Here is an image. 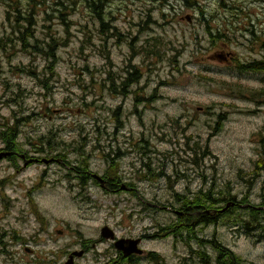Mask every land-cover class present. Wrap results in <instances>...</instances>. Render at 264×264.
I'll return each instance as SVG.
<instances>
[{"label":"rangeland","instance_id":"374dc122","mask_svg":"<svg viewBox=\"0 0 264 264\" xmlns=\"http://www.w3.org/2000/svg\"><path fill=\"white\" fill-rule=\"evenodd\" d=\"M196 1L204 4L205 10H180L179 16L159 30L173 44L161 42V57H151L159 61V66L153 74L148 71L152 83L145 96L155 97L157 93L153 92L158 88L160 97L153 102L134 103L130 97L124 102L105 94L103 104L94 95L95 80L100 76L96 72L102 70L104 76L107 47L113 51L116 70L126 65V38L120 44L116 39L100 42L97 16L91 14L85 0H0V44L9 48L6 53L0 46V119L4 131L17 125L14 143L21 145L18 156L11 158L12 153H6L0 164L3 231L15 229L29 236L62 222L66 230L81 231L88 237H97L108 225L119 237L126 238L143 233L152 224L143 216L140 197L149 205L174 206L173 211H180L174 193L194 195L211 186L216 192L231 187L237 202L246 197L253 206L260 204L264 174L250 182L253 163L264 149V73L244 74L211 60L210 55L231 50L242 61L250 62L263 59L264 51L261 43L246 41L240 31L234 35L225 30L227 34L220 38L210 37L206 23L199 20L226 28L239 7L249 12L254 25L256 20L264 24V0ZM118 5L113 2L111 8L123 19L127 4ZM112 15L108 11L105 18ZM189 15L191 22L187 20ZM16 16L33 17L34 25L17 22ZM22 22L24 29L29 28L24 31L27 45L21 44V35L15 33ZM32 36L57 45L52 52L58 64L53 65L52 73L45 74L52 63L33 49L36 39ZM10 39L18 45L9 47ZM234 88L256 89L259 97H241ZM40 147L43 152L37 153L35 149ZM51 147L56 148L54 153ZM195 150L200 155L198 165L194 163ZM53 159L60 163H45ZM78 161L87 166V174H110L106 177L110 183L123 186L107 192L85 174L87 182L81 185L83 177L79 179L71 169L79 168ZM108 164L117 167L110 172ZM34 187L30 211L40 212L37 220L27 210L28 192ZM149 210L153 224L157 222L164 229L160 231L162 239L145 242L144 248L158 253L157 260L162 264H203L198 257H191L180 236L164 231L172 227L178 232L184 230L176 213ZM196 221L192 217L189 223ZM187 231L192 234L190 228ZM194 235L200 240L216 237L241 258L242 264H264V239L258 237L259 231L248 230L244 222L197 228ZM191 239L194 237H187ZM63 242L45 243L37 251L57 249ZM192 245L203 252L196 240ZM204 251L207 263H216L214 249L206 246ZM11 252L18 264L30 259L18 246ZM9 258L3 256L0 262L12 264Z\"/></svg>","mask_w":264,"mask_h":264},{"label":"flooded vegetation","instance_id":"af4514ba","mask_svg":"<svg viewBox=\"0 0 264 264\" xmlns=\"http://www.w3.org/2000/svg\"><path fill=\"white\" fill-rule=\"evenodd\" d=\"M97 2V26L100 42L108 43L109 40L116 39L117 44H120L122 38H126V43L129 48V52L125 59L126 65L120 70H116V66L112 63L113 51H111V48L106 45L109 49V57H104L106 63V68L104 67V76H101L103 73L102 70L96 72H99L100 75H97L98 80H95L94 85V95L97 101H102L103 104H105V94L117 97L124 102L129 97L133 99L134 103H146L148 100H151V102L157 100L160 97L158 95V88L154 89L153 93H157V95H154L155 97H150V99H148V97L145 96L148 87H150V83H152V76H150V78L147 76L148 71L153 74L157 71V67L159 66V61L151 57H161L154 46L156 45L157 47L161 42H170L169 44H173L171 41H168L166 36L161 34L159 30H162L165 26H167L166 24L170 22L169 19L179 16L178 11L185 8L190 10L198 9V11H201L205 10V5L196 0H106L109 4L103 3V5L99 4L100 0H97ZM113 2L119 4L118 6L124 2L127 4L123 10V19L118 18L120 13H117V10L111 8V3ZM150 6L152 8H149ZM98 11L101 13L100 16H98ZM108 11L113 12V18L110 19L111 16L109 18H105ZM240 12H243L245 17ZM231 18L237 23L229 20L226 24V28H222V26L214 27L206 20L199 21L206 23L207 32L210 37L220 38L221 35H226L227 33L236 35V33L240 31L239 33L246 39V41L252 40L258 43L264 42V24L262 20H256L257 24L254 25L249 12L239 7L235 8V12L234 14H231ZM187 20L189 22L193 20L191 15L187 17ZM243 20L251 22L245 23ZM242 21L244 24L243 26ZM120 27H124L125 30ZM225 30H227V33ZM150 47L152 51L150 50ZM261 48L264 51L263 45H261ZM148 55H150V58H148ZM262 57L263 59H255L250 62H244L235 52L231 50L228 52H216L214 55H210L211 60L233 67L236 71H238L240 66L249 63H263L264 65V54ZM138 59L139 61L137 62ZM251 73L252 72L247 71L244 74ZM115 80L118 81L116 82ZM247 96L248 95H246V97ZM8 124L9 123L6 125ZM3 132V122L0 119V164L4 159L5 153H12L16 156L19 155V153L17 154L15 151L6 150L3 142ZM54 161L60 163L59 160L54 159L51 160L50 163ZM64 166L68 169L66 165ZM71 169L74 171V169L81 168H77V166H75ZM86 172L84 173L86 176L90 175ZM73 176L69 175V177ZM90 176L91 182L93 181L96 185L105 189L107 192L113 191V185H118L119 187L123 186L119 183H110V180L106 178L107 176L105 174H91ZM95 176L98 178H95ZM112 181L114 180L112 179ZM2 182L3 180L0 181L1 200L3 198V195L1 194ZM80 184L83 185L82 181H80ZM140 199L141 202H139L143 203V216H145L146 219H149L152 224L148 228H145L143 233L139 235H130L126 238L119 237L117 232L108 225H105L99 231V235L97 237H88L81 231L66 230L62 222H56L55 227L47 229L46 231L42 230L39 234L34 232L29 236H24L20 235L15 229L10 232L3 231L1 224L2 217H0V258L8 255L10 257L9 259L12 260V264H18L14 259V254L11 252L12 247L18 246L22 248L23 252L30 257L25 264H142V261H146L148 264H162L160 260H157L158 253L147 251L144 248L145 242L162 239L160 231L164 229L163 226L159 225L157 222L153 224L154 218L152 213H149V209L155 212H175L177 217L183 215L184 213L178 210L173 211L174 206H171L173 208H170V206L168 207L158 203H152L149 205L146 201H143L144 198L140 197ZM27 210L29 213L31 212L30 205H28ZM34 217L37 220L36 216ZM181 221L183 222L181 227L186 229L190 228L192 232H194V229L197 231V228H201L199 222H197L199 226H196V228V222L190 224L189 222H186L185 219H181ZM105 228L112 230L114 239L107 238V234L103 232ZM154 229L158 230L154 233H150ZM14 234L15 237L13 236ZM55 236H58L59 238L56 239ZM60 239H63L64 242L61 246H58L57 249H49L50 251L48 252L44 250H40V252L37 251V249L40 248V245H44L49 242L58 243ZM119 240L125 241V243L120 245L121 249L117 246ZM133 241H137V244ZM106 243L109 245L107 248H103ZM190 244L192 247H187L191 252V257H193L194 246L192 245V241ZM133 249L135 251H132ZM0 264L2 263L0 262Z\"/></svg>","mask_w":264,"mask_h":264},{"label":"trees","instance_id":"16d2710c","mask_svg":"<svg viewBox=\"0 0 264 264\" xmlns=\"http://www.w3.org/2000/svg\"><path fill=\"white\" fill-rule=\"evenodd\" d=\"M105 2L106 0H100L99 4L103 5V3ZM85 3H86L85 5H87L89 10L91 11V14L92 15L94 14L95 16H97V4H98L97 0H85ZM17 12H19V10ZM100 15L101 13L100 11H98V16ZM9 16L11 17L13 16V14L9 12ZM32 18L33 17L22 18L21 16H16V21L19 22V20H23L25 21V23H27L28 26L29 25L33 26L34 23H33ZM25 23L22 22V24L19 25L18 29L15 30V33H17L18 35H21L20 38L18 37L19 40L21 39L20 41L21 44L27 45V42L24 39V35H25L24 31L28 32L29 28L24 29ZM32 37L36 39V45L32 46L33 49L37 53H39L40 56H42L46 62L52 63V68L50 69L45 68L46 69L45 74L48 73L47 71L52 73L54 71L53 65L58 64V58L56 57V53L52 52V50H55L57 45L53 42H50V40L45 42L43 40H40L39 38H35L34 36ZM17 45L18 44L13 43L12 39H10L9 47H16ZM261 45H263V48H264V42H261ZM0 46L2 47L3 51H5L6 53L8 52L9 48L7 46L1 45V44ZM64 46H67V44H64ZM159 47L160 45H158L157 47L156 45L154 46V48L156 49L158 53H159ZM150 50H151V47H150ZM242 68H244L246 71L252 72L253 74H260L264 72L263 63H253L250 65L243 66ZM239 71H241L240 68H239ZM115 81L117 82L118 80H115ZM234 91L237 93V95L244 97V98H246V95H249V94H252L253 97H259L258 93L254 90L234 88ZM17 121H20V120L19 119L16 120L15 124L16 123L18 124ZM17 133H18L17 125L8 127L7 130L4 131L3 142H4V146L6 147L7 151L13 150L18 154L20 152L19 147L21 149V145L19 143L16 144V141L14 143V140L16 139L15 135ZM41 145L43 146L42 143ZM49 145L51 144L49 143ZM59 145L64 146L65 144L59 143ZM197 146L199 145L197 144ZM35 150L37 153L43 152L42 147L37 148ZM51 151L54 153L56 151V148L51 147ZM195 152L197 154L194 155L196 156L194 163L198 165L197 156H200V155H198L199 151L195 150ZM11 158H14V156H11ZM79 163L80 162L78 161V164ZM86 167L87 166H85L83 163L79 164V168L81 169H74V171L76 172L75 176L76 174H78L80 176L78 177L79 179L83 177L82 175H84V173L87 170ZM115 167H117V165L108 164V169L112 168L110 172H113ZM252 170H253L252 171L253 179L250 182V185L253 182L259 180L264 174L263 173L264 172V149L261 150V153L259 154V158L253 163ZM149 171H150V167H149ZM241 172L243 173V171ZM107 175L109 176L110 174H107ZM5 182H7V179H5ZM86 182H87V178L84 176L82 178V184L84 185ZM117 186L118 185H113L112 188H116ZM2 187H3V182H2ZM35 190H36V187H34V189L28 192V203L30 205V208L34 201L32 192ZM173 198L175 200V203L179 205V209H181L180 211L184 213L183 215L178 216V217H180V219H185L186 222H189L191 218L194 217V219L197 220L196 223L199 222L200 223L199 225H201L200 227L203 229L206 227H210V226H216L217 224H221V225L227 224V222L229 224L232 223L238 226L239 223L244 222L248 230L259 231L260 235L258 237L264 239V185L262 186V193H260V196H259V198L261 199L260 204L256 206H253L252 203L246 197H244L242 202H237V194L234 193L231 187L225 190L222 189L216 192V190L214 189V186H211L209 187L207 191H204V189H201L198 193L194 195L193 194L191 195V193L189 194L174 193ZM218 207L220 208L217 209ZM31 212H34L36 216L38 217H40L41 215L36 210H33ZM223 221H227V222L224 223ZM167 229L168 230H164V231H169L170 233H173L176 236V238L180 236L183 243L186 244L189 248L192 247L190 244L191 240L192 241L196 240L199 243V245L203 247V252L201 253L197 251V249L193 248L194 256L202 260L203 264H208L206 261V253L204 251L206 246H211L216 252L217 259L215 260L216 263H213V264H242L243 263L239 256H236L234 252H232L229 248L221 244V242L216 237H213L212 240H207V239L200 240L199 236L194 235L196 231L191 232L192 234L190 235L189 231H187L188 229L186 228H184L183 231L180 230V232L176 231L174 227H172L171 229L169 228ZM181 232L183 233V236L181 235ZM184 233H186L188 238H191L193 236L194 239H191L190 241H188ZM13 236L15 237V234Z\"/></svg>","mask_w":264,"mask_h":264},{"label":"water","instance_id":"95a60500","mask_svg":"<svg viewBox=\"0 0 264 264\" xmlns=\"http://www.w3.org/2000/svg\"><path fill=\"white\" fill-rule=\"evenodd\" d=\"M45 162H46V161H45ZM46 163H47V162H46ZM95 178H98V177L95 176ZM103 232L107 234V238H114L113 233H112L109 229L105 228V229L103 230ZM123 243H124L123 241H120V242L117 243V246L119 247V249H121L120 245H122ZM132 251H135V250L133 249Z\"/></svg>","mask_w":264,"mask_h":264}]
</instances>
